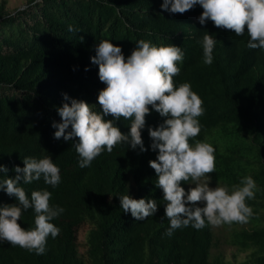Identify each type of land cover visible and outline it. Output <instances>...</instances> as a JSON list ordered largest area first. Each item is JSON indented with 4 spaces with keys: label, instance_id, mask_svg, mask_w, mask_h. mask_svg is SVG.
I'll return each instance as SVG.
<instances>
[{
    "label": "trees",
    "instance_id": "1",
    "mask_svg": "<svg viewBox=\"0 0 264 264\" xmlns=\"http://www.w3.org/2000/svg\"><path fill=\"white\" fill-rule=\"evenodd\" d=\"M36 1L13 12L0 3V165L8 169L0 179H14V169L24 167L25 157L50 155L60 168L61 183L53 188L41 177L21 186L29 199L34 190L50 191V203L65 211L52 221L60 233L48 237L45 254L0 242V264H264V49H250L247 32L236 36L211 21L201 25L200 5L172 14L162 11L163 0ZM205 31L217 40L211 65L204 63L198 42ZM102 40L120 47L125 59L140 40L182 48L184 59L174 81L177 86L190 83L203 100L201 131L191 143L215 148L216 170L210 178L229 190L246 176L257 185L255 198L247 200L253 210L248 222L222 225L224 243L246 253L243 260L231 263L214 253L219 244L207 222L199 230L189 225L165 235L170 226L166 202L149 166L158 150L151 149L148 132L165 118L154 110L141 130L147 151L116 145L88 168L78 165L73 146L78 141L54 138L57 129L52 125L62 122L57 109L64 103L84 101L102 114L98 95L106 85L99 80V66L91 63ZM130 123L115 121L124 134ZM191 182L181 187L186 191ZM127 194L156 200L157 212L136 221L121 209L119 197ZM13 204H18L16 198L0 190V206ZM34 220L29 209L18 223L30 229ZM81 225L89 227L83 254L76 238Z\"/></svg>",
    "mask_w": 264,
    "mask_h": 264
},
{
    "label": "clouds",
    "instance_id": "2",
    "mask_svg": "<svg viewBox=\"0 0 264 264\" xmlns=\"http://www.w3.org/2000/svg\"><path fill=\"white\" fill-rule=\"evenodd\" d=\"M196 5L203 9L198 17L201 25L211 21L216 28L229 30L236 36L247 32L250 37L247 46L264 49V0H163L161 9L184 14ZM68 30L74 31L72 27ZM198 42L202 43L204 63L211 65L217 40L205 31L202 41ZM95 53L91 63L99 66V80L106 85L98 95L102 114L86 102L73 99L57 109L62 122L52 125L57 129L55 139L78 141L73 146L80 157L79 167H90L105 149L111 153L120 144L132 150L147 151L141 130L151 109L165 118L155 129H148L150 147L158 150L149 166L156 173V186L163 191L166 202L164 211L170 226L165 235L171 237L175 230L189 225L199 230L206 222L215 227L247 223L253 216L247 200L255 198L254 179L246 176L231 190L218 184L215 188L209 187L210 174L216 170L215 148L207 142L191 143L201 131L198 118L204 114V107L190 83L177 86L174 81L181 71L178 65L184 59L182 48L172 44L155 46L140 40L125 59L120 47L102 40L95 47ZM64 100H69L66 94ZM108 116L113 119H105ZM121 118L131 121L128 134L115 125ZM23 164V168L15 167L14 179L6 176L0 179V190L18 201V204L0 206V242L43 255L48 237L55 239L60 233V228L52 221L65 210L50 203V191L34 190L29 199L21 185L43 177L45 184L55 188L61 183L60 168L50 155L40 159L25 157ZM7 171L0 165V173ZM189 180L195 186L186 192L181 184ZM119 200L123 212H130L136 221H144L158 210L154 199H133L127 194ZM199 204L203 207L197 206ZM29 209L34 210L35 227L25 229L18 221Z\"/></svg>",
    "mask_w": 264,
    "mask_h": 264
},
{
    "label": "rangeland",
    "instance_id": "3",
    "mask_svg": "<svg viewBox=\"0 0 264 264\" xmlns=\"http://www.w3.org/2000/svg\"><path fill=\"white\" fill-rule=\"evenodd\" d=\"M31 0H0V3L4 2L6 5V9L13 12L18 9H26L28 8V4L30 3ZM40 0H37L36 3H38ZM211 182L209 184V187L215 188L217 184L212 181L210 178ZM195 185H192V182L189 184L187 187L186 192L191 188L194 187ZM221 186V185H220ZM200 207H203L202 204H199ZM89 227L87 225H81L79 228L76 230V238H77V243L79 246V251L80 253H84L86 250L85 242H86V235L88 233ZM213 231L215 234V240L218 241L219 244V249H215L214 253H222L226 260L235 263L237 261L243 260V258L246 256V253H240L237 252L236 249L232 248V246H227L224 243V236L226 233V230L224 227L221 225L219 227L213 226Z\"/></svg>",
    "mask_w": 264,
    "mask_h": 264
}]
</instances>
